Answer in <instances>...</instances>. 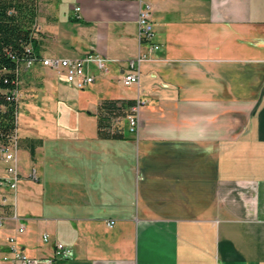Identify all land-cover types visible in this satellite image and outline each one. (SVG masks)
Here are the masks:
<instances>
[{
  "label": "crops",
  "instance_id": "0c3cea01",
  "mask_svg": "<svg viewBox=\"0 0 264 264\" xmlns=\"http://www.w3.org/2000/svg\"><path fill=\"white\" fill-rule=\"evenodd\" d=\"M147 4L161 48L126 86ZM36 37L38 57L96 52L110 71L78 89L21 62L0 264L10 236L37 257L69 246L54 264H264V0H39ZM104 99H141L138 128L133 103L103 136Z\"/></svg>",
  "mask_w": 264,
  "mask_h": 264
},
{
  "label": "built area",
  "instance_id": "2783aa9c",
  "mask_svg": "<svg viewBox=\"0 0 264 264\" xmlns=\"http://www.w3.org/2000/svg\"><path fill=\"white\" fill-rule=\"evenodd\" d=\"M80 10V7H76ZM138 35L141 43L145 44L146 49L142 51L135 60H131L130 65L132 70L125 73L122 77V82L126 86H130L139 81L140 72L139 69H135V61H142L143 59L154 56L161 48L160 43L155 40V25L152 18V8L149 4L142 7L138 15ZM40 61L42 65L53 69L58 75H61L65 80L78 89L85 88L87 85L95 81V73H92V68L96 69L100 73L107 74L110 71L109 58L96 52H90L82 57H32L25 61L26 65L31 66L34 62ZM21 71V64L18 67V75ZM20 94L19 79L17 81V87L13 89L11 97L18 99ZM9 97V99H11ZM143 101L138 99L134 103L128 114L129 125L131 130H136L139 126V111ZM17 144V134L12 138L8 144H0V156L4 160L10 162L5 167L4 176H0V187L7 185L12 189L17 188L18 184V168L14 162L15 147ZM33 176L37 178V174L34 171ZM113 223V222H112ZM25 227L21 225L18 230L23 232ZM49 237L48 233L43 235L44 240ZM8 241L11 244L10 256L5 258H11L16 264H54L57 258L70 255L71 248L65 245L63 242L57 241L53 255L49 257H37L26 253L22 248L16 245V238L14 236L8 237Z\"/></svg>",
  "mask_w": 264,
  "mask_h": 264
},
{
  "label": "trees",
  "instance_id": "16d2710c",
  "mask_svg": "<svg viewBox=\"0 0 264 264\" xmlns=\"http://www.w3.org/2000/svg\"><path fill=\"white\" fill-rule=\"evenodd\" d=\"M38 16L39 0H0V144L10 143L17 132L19 101L11 94L17 87L21 62L38 57ZM133 103L134 100L125 99L102 101L98 114L103 136H123L120 131L111 132V119L125 113L124 107Z\"/></svg>",
  "mask_w": 264,
  "mask_h": 264
},
{
  "label": "rangeland",
  "instance_id": "374dc122",
  "mask_svg": "<svg viewBox=\"0 0 264 264\" xmlns=\"http://www.w3.org/2000/svg\"><path fill=\"white\" fill-rule=\"evenodd\" d=\"M24 108V105L20 106V125L24 124L25 121V117H23V115H27V111H24Z\"/></svg>",
  "mask_w": 264,
  "mask_h": 264
}]
</instances>
